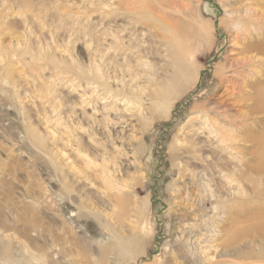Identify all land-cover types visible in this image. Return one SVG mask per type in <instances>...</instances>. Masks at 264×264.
I'll list each match as a JSON object with an SVG mask.
<instances>
[{
    "label": "rangeland",
    "instance_id": "1",
    "mask_svg": "<svg viewBox=\"0 0 264 264\" xmlns=\"http://www.w3.org/2000/svg\"><path fill=\"white\" fill-rule=\"evenodd\" d=\"M262 40L264 0H0V264H264Z\"/></svg>",
    "mask_w": 264,
    "mask_h": 264
},
{
    "label": "bare ground",
    "instance_id": "2",
    "mask_svg": "<svg viewBox=\"0 0 264 264\" xmlns=\"http://www.w3.org/2000/svg\"><path fill=\"white\" fill-rule=\"evenodd\" d=\"M246 47H247V50H249V48H256L257 50H259L261 52L264 50V40H262V44L261 43L258 44L257 42H253ZM254 88H255V91H254L253 99L255 100L256 105H254V107H253V112L254 111L255 112H264V84H261V86H259V87L255 86ZM256 140L259 143V144L257 143L259 146V149H258V152L256 153L257 154V159H256L257 163L256 164L258 165L259 168L260 167L264 168V136L260 135L256 138ZM240 207L243 209L245 208L243 205H241ZM258 214H260L261 216H264V211L259 210ZM249 217H251V216H249ZM29 223L31 224L32 228H34V226L36 225L35 220L34 221L31 220ZM246 228H245V230H247ZM117 241H119V240L117 239ZM119 242H120V248H123L126 250V242H124V240L119 241ZM0 253H1V251H0ZM6 258L7 257L0 256V260L3 259L4 261H6Z\"/></svg>",
    "mask_w": 264,
    "mask_h": 264
}]
</instances>
